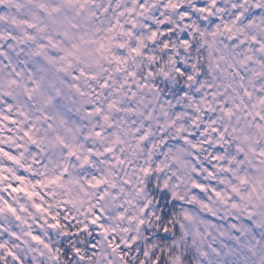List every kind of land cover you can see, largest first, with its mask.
<instances>
[{"label":"clouds","instance_id":"clouds-1","mask_svg":"<svg viewBox=\"0 0 264 264\" xmlns=\"http://www.w3.org/2000/svg\"><path fill=\"white\" fill-rule=\"evenodd\" d=\"M0 264H264V0H0Z\"/></svg>","mask_w":264,"mask_h":264}]
</instances>
